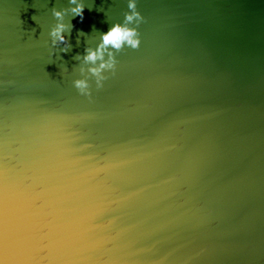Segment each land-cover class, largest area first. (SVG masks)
<instances>
[{
	"label": "water",
	"instance_id": "1",
	"mask_svg": "<svg viewBox=\"0 0 264 264\" xmlns=\"http://www.w3.org/2000/svg\"><path fill=\"white\" fill-rule=\"evenodd\" d=\"M77 3L0 0V264H264V0H136L101 88Z\"/></svg>",
	"mask_w": 264,
	"mask_h": 264
},
{
	"label": "clouds",
	"instance_id": "2",
	"mask_svg": "<svg viewBox=\"0 0 264 264\" xmlns=\"http://www.w3.org/2000/svg\"><path fill=\"white\" fill-rule=\"evenodd\" d=\"M70 3L76 6L71 9L74 18L79 17L82 22L84 19V4L77 3V0H70ZM129 11L124 14L123 23L113 24L106 32L101 34V43L95 50L91 48L85 49L83 59L85 62L93 65L88 69L92 77L95 78L97 88L103 86V82L108 78L105 72L115 73L117 65L116 53L120 52L125 46L131 49H138L141 43L139 38L138 27L144 22V17L137 10L136 0H128ZM53 14L58 20H62L64 12L53 9ZM135 25V27L131 26ZM74 25L58 23L51 31L50 35L53 37V45L64 43L65 47L61 49L62 52H67L69 45L66 42V37L62 34L66 28L69 30ZM83 33V31H79ZM114 49L115 51H108L107 58H105V50ZM79 58V57H77ZM75 88L83 96L91 98L90 84L87 79H76L74 82Z\"/></svg>",
	"mask_w": 264,
	"mask_h": 264
}]
</instances>
